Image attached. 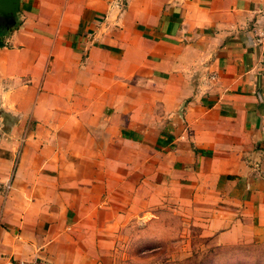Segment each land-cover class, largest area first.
<instances>
[{
  "label": "crops",
  "instance_id": "obj_1",
  "mask_svg": "<svg viewBox=\"0 0 264 264\" xmlns=\"http://www.w3.org/2000/svg\"><path fill=\"white\" fill-rule=\"evenodd\" d=\"M263 6L20 0L0 47V264H115L116 234L161 199L218 242L264 239Z\"/></svg>",
  "mask_w": 264,
  "mask_h": 264
},
{
  "label": "rangeland",
  "instance_id": "obj_2",
  "mask_svg": "<svg viewBox=\"0 0 264 264\" xmlns=\"http://www.w3.org/2000/svg\"><path fill=\"white\" fill-rule=\"evenodd\" d=\"M149 207L116 234L115 264H264V239L218 242L200 210L163 199Z\"/></svg>",
  "mask_w": 264,
  "mask_h": 264
},
{
  "label": "water",
  "instance_id": "obj_3",
  "mask_svg": "<svg viewBox=\"0 0 264 264\" xmlns=\"http://www.w3.org/2000/svg\"><path fill=\"white\" fill-rule=\"evenodd\" d=\"M19 5L20 0H0V16H3L11 27L17 22Z\"/></svg>",
  "mask_w": 264,
  "mask_h": 264
},
{
  "label": "built area",
  "instance_id": "obj_4",
  "mask_svg": "<svg viewBox=\"0 0 264 264\" xmlns=\"http://www.w3.org/2000/svg\"><path fill=\"white\" fill-rule=\"evenodd\" d=\"M259 13H260L261 19L259 21V26L254 34L255 36L254 41L257 44H262L264 43V6L261 8V10H259ZM25 138L26 136L24 134L21 138V142H23ZM4 264H27V263L14 261L12 259H7ZM33 264H36V263H33Z\"/></svg>",
  "mask_w": 264,
  "mask_h": 264
},
{
  "label": "trees",
  "instance_id": "obj_5",
  "mask_svg": "<svg viewBox=\"0 0 264 264\" xmlns=\"http://www.w3.org/2000/svg\"><path fill=\"white\" fill-rule=\"evenodd\" d=\"M9 25L10 24H8L7 20L3 16H0V47L4 46V41L1 39L2 31L3 29H6Z\"/></svg>",
  "mask_w": 264,
  "mask_h": 264
}]
</instances>
